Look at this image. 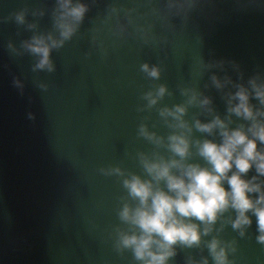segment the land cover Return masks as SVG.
Listing matches in <instances>:
<instances>
[{
    "label": "water",
    "instance_id": "95a60500",
    "mask_svg": "<svg viewBox=\"0 0 264 264\" xmlns=\"http://www.w3.org/2000/svg\"><path fill=\"white\" fill-rule=\"evenodd\" d=\"M52 2L0 0V264H136L113 246L117 211L134 201L122 177L101 169L144 175L139 154L168 157L138 128L166 137L159 110L184 102L183 89L212 96L225 115L203 65L223 59L246 76L264 71V0H195L185 14L169 11V0H87L77 34L52 52L55 71H33L34 58L19 50L31 32L13 17L24 9L31 21ZM38 23L51 28L47 15ZM145 62L159 67L158 79L140 70ZM160 85L167 93L146 107L143 94ZM196 118L211 115L189 106L185 119ZM248 233L241 239L223 224L219 235L237 241L236 264H264L255 223ZM177 252L170 264L206 255L203 246Z\"/></svg>",
    "mask_w": 264,
    "mask_h": 264
},
{
    "label": "clouds",
    "instance_id": "9594fccd",
    "mask_svg": "<svg viewBox=\"0 0 264 264\" xmlns=\"http://www.w3.org/2000/svg\"><path fill=\"white\" fill-rule=\"evenodd\" d=\"M194 4L195 0H169L167 7L185 14ZM89 8L87 0H53L50 9H34L31 21L24 9L14 14L15 24L31 32L20 41L19 50L34 58L33 71H55L53 50L77 34ZM45 15L51 21L47 31L38 23ZM7 47L19 51L11 42ZM140 70L151 79L160 76L159 67L147 62ZM202 71L208 78L205 87L215 89L225 103L224 116L215 111L212 96L183 89L184 102L159 110L171 129L166 137L143 124L138 128V135L163 145L168 157L139 154L144 175H126L119 166L101 169L122 177L134 201L122 203L117 211L113 246L118 252L129 251L136 264H170L178 247L201 246L206 255L188 258L185 264H236L237 241L221 238L223 224L242 239L255 223V241L264 245V71L246 76L239 63L223 59L208 61ZM166 93L165 85L144 93L146 107L155 106ZM189 106L211 118L189 122ZM193 130L202 137L193 138Z\"/></svg>",
    "mask_w": 264,
    "mask_h": 264
}]
</instances>
